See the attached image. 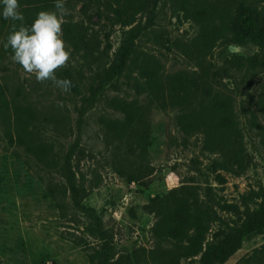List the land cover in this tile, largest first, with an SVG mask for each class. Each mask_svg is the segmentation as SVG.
I'll return each mask as SVG.
<instances>
[{
	"label": "rangeland",
	"instance_id": "1",
	"mask_svg": "<svg viewBox=\"0 0 264 264\" xmlns=\"http://www.w3.org/2000/svg\"><path fill=\"white\" fill-rule=\"evenodd\" d=\"M107 1L66 0L70 14L65 21L77 32L78 43L63 38L71 56L55 72L72 81L69 91L51 80L38 81L10 54L0 56L2 97L8 89L13 94L20 89L19 98L25 96L37 113L48 117L44 141L63 155L81 133L76 180L88 193L86 209H76L63 175L9 136L0 112V264H200L199 257L170 253L172 241L156 235L159 217L147 205L183 192L182 187H195L199 207L214 217L209 223L206 216L204 248L211 249L264 204V113L258 108L264 69L253 63L258 43L228 38L202 59L194 51L200 26L184 17L180 0H145L139 16L146 30L138 55L158 59L163 82L179 73L199 78L206 71L213 90L232 98L240 119L237 158L234 149L221 153L208 147L202 132L185 133L176 124L179 106L167 102L161 107L142 93L136 67L108 85L95 105L83 104L123 37L119 25L98 17ZM258 3L264 10V0ZM54 5L47 11H55ZM2 23L0 16V28ZM2 102L0 97V107ZM143 116L152 130L150 141L143 147L124 146L123 152L129 163L144 153L152 173L128 180L113 168L116 149L105 133L114 126L130 127ZM257 249L264 253V233L245 237L224 264H256L251 257ZM261 254L259 263L264 264Z\"/></svg>",
	"mask_w": 264,
	"mask_h": 264
},
{
	"label": "trees",
	"instance_id": "2",
	"mask_svg": "<svg viewBox=\"0 0 264 264\" xmlns=\"http://www.w3.org/2000/svg\"><path fill=\"white\" fill-rule=\"evenodd\" d=\"M144 1L108 0L105 9L98 11L99 18L123 29V37L114 51L112 62L102 71L97 87L90 89L83 97V104L88 107L95 105L108 85L113 84L129 67H136L138 77L142 79L139 85L142 93L145 92L161 107L166 106L167 102L179 106L180 113L176 117V124L185 133L202 132L208 147L221 153H226L229 148L234 149L238 158L241 144L240 119L232 98L229 95L220 96L213 90L210 72L208 74L204 71L199 78L179 73L163 82L158 59L148 55L140 59L138 41L146 30V26L139 20ZM52 4H55V0H19V10L24 15L22 23L31 26L37 13L47 10V6ZM180 5L184 17L200 26V34L194 48L199 58L204 59L212 55L214 49L223 45L224 40L228 38L230 41L252 38L260 46L253 63L264 69V10L259 6L258 0H180ZM13 23L17 28L21 24L20 21L3 19L0 28V56H13L10 48H4ZM62 30L64 39L73 44L78 43L77 32L71 24L65 21ZM218 74L215 71V75ZM5 94L6 96L2 97L3 92L0 89L3 101L0 107L1 121L5 132L9 136L14 135L17 142L26 147L39 163L60 172L65 178L73 206L78 210H85L84 200L88 193L76 180V166L79 162H76L75 155L83 151L81 133L79 132V137L65 154L61 155L44 141L43 133L48 117L37 113L25 96L20 99L19 97L23 96L20 89L14 94L8 89ZM258 108L264 113V91L260 95ZM242 110L245 109L241 106ZM84 115L81 111L80 116ZM250 115L255 124L253 114ZM105 135L107 143L110 141L116 149L113 153V168L120 177L134 180L137 178L135 175H140L137 178L140 180L152 173L150 166L144 163V153L139 156L140 159H133L129 163L123 152L124 146L143 147L150 141L152 130L144 116L136 119L130 127L120 129L114 126ZM224 162L226 165L230 164L228 159ZM180 189L184 191L163 197L160 202L146 207L159 217L155 228L156 235L162 240L172 241L170 253H182L186 258L199 257L200 264H224L242 247L245 237L253 233H264L262 204L232 233L217 241L213 248L205 249L206 233L214 217L199 207L195 187ZM227 206L229 211L234 208L233 205ZM192 230L195 232L191 233ZM260 254L262 257L263 250L257 249L251 257L255 262L258 261L256 264H260Z\"/></svg>",
	"mask_w": 264,
	"mask_h": 264
},
{
	"label": "clouds",
	"instance_id": "3",
	"mask_svg": "<svg viewBox=\"0 0 264 264\" xmlns=\"http://www.w3.org/2000/svg\"><path fill=\"white\" fill-rule=\"evenodd\" d=\"M0 6V16L3 19L21 22L19 28L13 23L12 31L4 44L5 49H11L14 62L25 72L34 74L38 81L51 80L57 88L69 91L73 86L72 81L69 78H58L55 72L71 56L62 30L65 17L70 14L66 0H55V11L37 13L31 26L22 23L24 15L19 10V0H0Z\"/></svg>",
	"mask_w": 264,
	"mask_h": 264
}]
</instances>
